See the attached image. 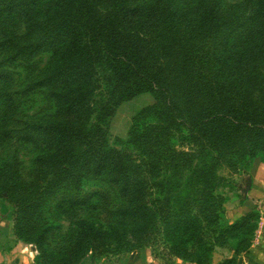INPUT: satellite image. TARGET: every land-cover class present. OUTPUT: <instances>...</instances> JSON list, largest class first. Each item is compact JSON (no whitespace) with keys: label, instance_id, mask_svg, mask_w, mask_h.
Segmentation results:
<instances>
[{"label":"trees","instance_id":"trees-1","mask_svg":"<svg viewBox=\"0 0 264 264\" xmlns=\"http://www.w3.org/2000/svg\"><path fill=\"white\" fill-rule=\"evenodd\" d=\"M137 1L0 0V16L18 11L29 26L43 20L45 43L12 56L9 44L6 55L17 60L54 51L30 89L53 88L57 108L52 121L30 124L46 143L36 162L53 180L33 197L27 184L0 182V197L11 198L15 227L25 233L50 196L62 189L81 191L88 177H101L120 197L113 229H133L141 247L158 230L170 238L179 260L212 264L219 239L249 235L245 251L257 227V221L247 227L253 215L258 220L253 213L238 224L228 221L224 199L215 194L221 162L213 154L246 153L252 164L264 162V0H255L247 25L232 22L212 0L192 7L161 0L154 9ZM100 91L105 116L103 124H93V96ZM143 94H152L154 103L134 117L125 149L114 148L107 119L117 106ZM0 102L2 108L14 104L7 89L0 91ZM183 130L190 134L189 151L171 145ZM17 163L11 168L15 175ZM98 195L64 196L63 203L71 209L89 206ZM77 229L68 258L84 257L86 246L105 237L95 222Z\"/></svg>","mask_w":264,"mask_h":264},{"label":"rangeland","instance_id":"rangeland-1","mask_svg":"<svg viewBox=\"0 0 264 264\" xmlns=\"http://www.w3.org/2000/svg\"><path fill=\"white\" fill-rule=\"evenodd\" d=\"M177 1L185 7H192L198 2V0ZM138 2L143 8L146 6L148 9H154L161 0H138L137 4ZM212 2L232 22L245 25L248 24L256 3L255 0H212ZM42 23L43 20L37 22L35 26L39 27L36 28L29 26L28 20L18 11L0 16V91L7 89V93L14 100V104H8L7 108H2L4 104L0 102V168H2L0 182L9 183L10 187H18L20 183L27 184L32 187L29 191L33 192L28 194L32 197L38 192L42 193L46 184L53 180V176L50 170L44 169L42 172L36 162L46 143L44 136L30 131V124L52 121L56 116L57 108L51 97L53 88L30 89V84L51 63L54 51L48 49L29 59L17 60L9 59V55L6 54L9 51V44L13 49L12 56L23 47L45 43L47 38L43 33ZM236 41L239 46L240 39L237 38ZM12 58L16 59L14 56ZM102 93L103 91H100L93 96L95 112L93 124L96 122L103 124L105 113H103ZM153 103L152 94H143L117 106L114 114L107 117L110 145L119 150L125 149L134 117ZM148 122L154 124L155 119L151 117ZM171 145L177 146L179 150L189 151L192 144L188 131L183 130L182 133L173 135ZM240 154L235 157L233 153L213 154V157L221 162V182L215 194L220 197L219 199H224L222 203L226 212L231 210L234 203L242 201L249 189L253 159L251 160L246 153ZM16 161L18 174L15 175L11 168ZM93 192L99 195L89 201V206L71 209L63 203L64 196L82 199ZM14 198L16 199L17 196ZM119 203L120 197L112 184L101 177H88L81 191L62 189L50 196L40 214L30 217L29 222L26 223L27 231L19 233L15 227L18 217L14 203L10 197H0V264H123L126 259L146 250H150L164 264H172L178 260L172 255V241L165 234H159L158 230L155 232L152 230L150 243H145L147 247H141L139 244L142 242L136 241L131 236L133 229L123 230L121 225L119 229H113L112 227L118 223L113 213ZM227 218L231 225L240 223L242 219L236 216L230 218L228 215ZM85 221L102 225L105 237L86 246L87 252L84 257L75 255L68 258L69 252L67 254L65 252L72 247L77 228ZM249 221L247 227L252 228L257 220L253 215ZM203 226L205 229L210 228L207 221H203ZM248 231L244 232L248 233ZM109 232L113 233L110 238L107 237ZM234 235H224V238L218 240L217 247L212 253V264H214L213 254L217 248L233 250L234 254L229 264H236V258L249 243L250 237L244 233L237 237ZM44 246L48 248V252L42 253L39 247Z\"/></svg>","mask_w":264,"mask_h":264},{"label":"crops","instance_id":"crops-1","mask_svg":"<svg viewBox=\"0 0 264 264\" xmlns=\"http://www.w3.org/2000/svg\"><path fill=\"white\" fill-rule=\"evenodd\" d=\"M234 203L227 211L228 217L237 218L248 215H257V227L254 231L250 246L236 259L237 264H264V162L257 160L253 164L249 189L242 201ZM234 251L228 248H217L213 254L214 264H220L232 259ZM123 264H164L150 250L136 254L126 259ZM172 264H190L176 260Z\"/></svg>","mask_w":264,"mask_h":264}]
</instances>
